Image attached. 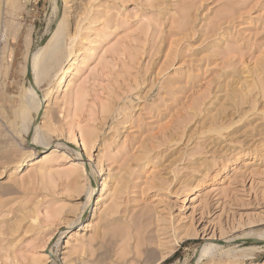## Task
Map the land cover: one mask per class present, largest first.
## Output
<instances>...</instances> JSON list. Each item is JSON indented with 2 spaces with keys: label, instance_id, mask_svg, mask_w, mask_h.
<instances>
[{
  "label": "rangeland",
  "instance_id": "rangeland-1",
  "mask_svg": "<svg viewBox=\"0 0 264 264\" xmlns=\"http://www.w3.org/2000/svg\"><path fill=\"white\" fill-rule=\"evenodd\" d=\"M15 1L0 264H264V0ZM59 19L57 57L32 59Z\"/></svg>",
  "mask_w": 264,
  "mask_h": 264
},
{
  "label": "bare ground",
  "instance_id": "bare-ground-1",
  "mask_svg": "<svg viewBox=\"0 0 264 264\" xmlns=\"http://www.w3.org/2000/svg\"><path fill=\"white\" fill-rule=\"evenodd\" d=\"M15 0H4V3H2V0H0V11H1V9H2V6H3V4H4V7H6L7 8V10H8V12H10L11 11V9L13 8V7H15ZM16 5H18V4H16ZM16 9V8H15ZM13 10V9H12ZM54 11H55V9H54ZM1 14V13H0ZM6 14H8L9 15V13H6ZM5 15V14H4ZM4 15L2 16V18L4 17ZM0 18H1V15H0ZM7 18V20L9 19H11V18H8V17H6ZM57 18H60V15L57 17ZM60 20V21H59ZM59 20H57V22H56V28H54L53 30V32H51L52 33V35L49 37V39L45 42V44H43V45H41V47L38 49V50H36V51H34L33 53H32V55H31V58L32 59H37L38 61H39V59L38 58H40L41 60H42V58L44 59H48V60H52L54 57H57V55H58V53H59V49H60V45H61V38H62V30H63V24H62V21H63V19L61 20V19H59ZM13 21V20H12ZM5 22H7L6 20H5ZM10 22V21H9ZM8 22V23H9ZM0 23H1V19H0ZM10 24V23H9ZM12 24H14V23H12ZM11 24V25H12ZM5 25H7L6 23H5ZM4 25V26H5ZM3 26V27H4ZM8 26V25H7ZM2 27V28H3ZM5 29V28H4ZM7 29V28H6ZM10 29V28H9ZM7 32V31H6ZM1 34V33H0ZM45 40V39H44ZM43 40V41H44ZM42 41V42H43ZM67 56V55H66ZM65 56V57H66ZM68 58L69 57H66V59L63 61V64L61 65V67H62V70L65 72V73H68L69 72V69H70V64L68 65L67 63H68ZM46 59V60H47ZM55 59V58H54ZM71 59V58H70ZM75 62V61H74ZM42 63V62H41ZM40 63V64H41ZM49 63V62H48ZM40 64H38V66L36 65L35 66V69H34V71L32 72L33 73V77H34V80H32L34 83H32L33 85L35 84L36 85V82H37V80H38V76H40V75H37L38 73H37V70H39L38 68L40 67ZM35 65V64H34ZM45 67H47L46 65H45ZM49 68V67H48ZM47 68H46V71L44 70V68H43V71H44V74H46V72H47ZM43 71H41L42 73H43ZM71 71V70H70ZM41 72H39L40 74H42ZM56 73V72H55ZM47 74H48V72H47ZM43 76V75H42ZM46 76V75H45ZM65 77V76H64ZM62 80H63V78H62ZM61 80V81H62ZM65 80H67V79H65ZM60 81V82H61ZM70 81H68L67 83H69ZM63 83V82H62ZM66 83V82H65ZM66 85H68V84H66ZM31 94H33V92H30L29 91V93L28 92H26L25 93V102L23 103V106H22V109H20L21 111H20V117L22 118V120H25V117L27 116V114L30 112V110H32V109H35L36 110V112H38V110H39V106H40V101L39 100H37V99H35V96L34 95H32L31 96ZM34 97V98H33ZM29 115V114H28ZM17 117V116H16ZM28 117V116H27ZM34 142V141H33ZM85 196H86V199H85V205H84V212L87 210V209H89L92 205H94V203H93V201H94V198H93V196H94V187H93V184L90 186V189L88 190V188H87V192H85ZM83 208V207H82ZM82 210V209H81ZM93 210V209H92ZM83 213V212H82ZM81 216H79L80 218L83 216L82 214H80ZM244 240H247V241H243V242H258L257 240H252V239H244ZM258 240H264V238L263 239H258ZM214 247H218V245H212L211 247L209 246H207L206 244L205 245H203L201 248H200V252L198 251V253L197 254H199L200 256H207L209 253H213V251L211 252V250L212 249H214ZM163 255H165V254H163ZM199 256V257H200ZM163 258V257H162ZM162 258H160V259H162ZM158 261H159V259H158ZM154 263H157V261L156 262H154ZM196 263H198L197 261H195V263L194 264H196Z\"/></svg>",
  "mask_w": 264,
  "mask_h": 264
},
{
  "label": "water",
  "instance_id": "water-1",
  "mask_svg": "<svg viewBox=\"0 0 264 264\" xmlns=\"http://www.w3.org/2000/svg\"><path fill=\"white\" fill-rule=\"evenodd\" d=\"M60 8H61V0H57V13H56V17L57 18L59 16V13H60ZM254 240V239H252ZM243 241H247V240H244V239H236V240H230V241H226L227 243H240V242H243Z\"/></svg>",
  "mask_w": 264,
  "mask_h": 264
}]
</instances>
